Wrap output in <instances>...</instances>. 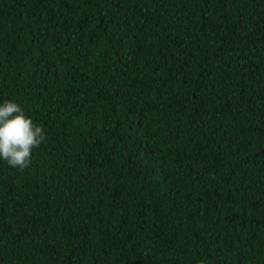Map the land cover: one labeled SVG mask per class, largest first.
<instances>
[{"label":"trees","instance_id":"1","mask_svg":"<svg viewBox=\"0 0 264 264\" xmlns=\"http://www.w3.org/2000/svg\"><path fill=\"white\" fill-rule=\"evenodd\" d=\"M0 264H264V0H0Z\"/></svg>","mask_w":264,"mask_h":264},{"label":"clouds","instance_id":"2","mask_svg":"<svg viewBox=\"0 0 264 264\" xmlns=\"http://www.w3.org/2000/svg\"><path fill=\"white\" fill-rule=\"evenodd\" d=\"M41 126L33 123L13 101L0 105V158L21 170L28 167L32 150L45 139Z\"/></svg>","mask_w":264,"mask_h":264}]
</instances>
